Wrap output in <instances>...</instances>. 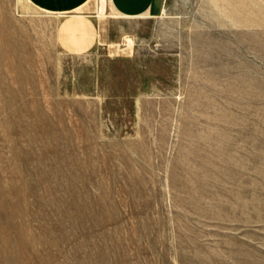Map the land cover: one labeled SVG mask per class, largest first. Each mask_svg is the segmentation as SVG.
Returning a JSON list of instances; mask_svg holds the SVG:
<instances>
[{
	"label": "rangeland",
	"instance_id": "rangeland-1",
	"mask_svg": "<svg viewBox=\"0 0 264 264\" xmlns=\"http://www.w3.org/2000/svg\"><path fill=\"white\" fill-rule=\"evenodd\" d=\"M55 29L0 0V264H264V0H164L121 56Z\"/></svg>",
	"mask_w": 264,
	"mask_h": 264
},
{
	"label": "crops",
	"instance_id": "crops-1",
	"mask_svg": "<svg viewBox=\"0 0 264 264\" xmlns=\"http://www.w3.org/2000/svg\"><path fill=\"white\" fill-rule=\"evenodd\" d=\"M28 1L54 19L60 52L83 58L110 49L121 56L123 50L133 48L138 33L145 36L144 25L159 17L164 7V0H106L107 11L102 15L96 0Z\"/></svg>",
	"mask_w": 264,
	"mask_h": 264
},
{
	"label": "bare ground",
	"instance_id": "bare-ground-1",
	"mask_svg": "<svg viewBox=\"0 0 264 264\" xmlns=\"http://www.w3.org/2000/svg\"><path fill=\"white\" fill-rule=\"evenodd\" d=\"M105 2H106V0H101V9H102V11L104 10V5H105Z\"/></svg>",
	"mask_w": 264,
	"mask_h": 264
}]
</instances>
